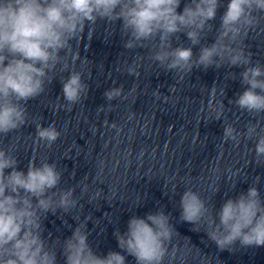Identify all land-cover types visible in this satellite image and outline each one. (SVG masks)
Wrapping results in <instances>:
<instances>
[{
	"label": "clouds",
	"instance_id": "1",
	"mask_svg": "<svg viewBox=\"0 0 264 264\" xmlns=\"http://www.w3.org/2000/svg\"><path fill=\"white\" fill-rule=\"evenodd\" d=\"M180 4L181 0H0V135L27 123L28 101L45 92L46 83H52L57 70L69 72L61 79L67 105L57 104V108L70 110L87 96L89 86L75 64L79 61L84 68L91 62L81 57L79 43L86 27L94 34L98 21L108 25L121 22L126 50L158 41L151 59L168 71L186 75L194 68L242 67L239 76L245 90L229 103L250 114H264V65L253 64L244 43L259 28L264 0H229L215 41L202 46L195 57L192 47H173L172 39L178 40L177 34L184 33L192 46L200 45L202 34L213 28L209 22L215 20L220 0H190L178 12ZM128 74L138 75L133 67L128 68ZM230 78L235 79V73ZM122 94L121 86L103 95L112 101ZM222 111L221 102L215 119H220ZM258 128L259 123H249L244 135L256 137L255 161L264 165V134ZM60 135L53 124H36L37 140L49 148ZM239 135L231 124H225L224 142L238 144ZM12 153L13 149H0V264H58V252L64 264H126V256L134 257L136 264H164L168 245L177 232L170 214L163 210L145 217L133 215L126 231H114L120 251L97 255L89 244L87 222L79 217H74L78 223L71 236L62 242L57 238V247H53L51 234L44 236V220L49 214H69L76 209L75 189L58 188L62 173L55 163L42 160L37 165L33 160L26 171L18 170V159ZM259 183L260 177H256L246 192L226 199L214 212L199 194L186 190L180 199L179 220L193 225L194 232L203 230L220 251H233L237 243L244 248L264 247V199ZM87 190L85 185L82 192Z\"/></svg>",
	"mask_w": 264,
	"mask_h": 264
}]
</instances>
